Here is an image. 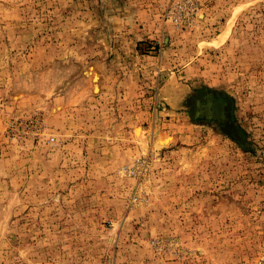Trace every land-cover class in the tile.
<instances>
[{
	"label": "rangeland",
	"instance_id": "obj_1",
	"mask_svg": "<svg viewBox=\"0 0 264 264\" xmlns=\"http://www.w3.org/2000/svg\"><path fill=\"white\" fill-rule=\"evenodd\" d=\"M0 264H264V0H0Z\"/></svg>",
	"mask_w": 264,
	"mask_h": 264
},
{
	"label": "bare ground",
	"instance_id": "obj_2",
	"mask_svg": "<svg viewBox=\"0 0 264 264\" xmlns=\"http://www.w3.org/2000/svg\"><path fill=\"white\" fill-rule=\"evenodd\" d=\"M94 76V75H93ZM95 79H97V77H94ZM140 131V129H138V132ZM168 138H166L165 140H161V144H166L168 142Z\"/></svg>",
	"mask_w": 264,
	"mask_h": 264
}]
</instances>
